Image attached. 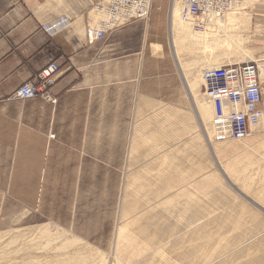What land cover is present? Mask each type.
Masks as SVG:
<instances>
[{"label":"rangeland","instance_id":"1","mask_svg":"<svg viewBox=\"0 0 264 264\" xmlns=\"http://www.w3.org/2000/svg\"><path fill=\"white\" fill-rule=\"evenodd\" d=\"M260 5L264 6V0H249V3L242 9L248 17L250 16L249 22L245 24L244 29L239 28V31L237 28V32H241L246 36L245 38H248L244 41L248 48L254 51V58H256L254 61L259 59V64H262L264 56L260 59L259 52L264 50V45L262 48L257 42L264 35V24L261 23L264 20L259 21V15L255 12ZM90 15L94 21H97V17ZM190 26L192 27L188 26V28L195 35L194 29L199 28L196 25ZM234 30L231 26V31ZM190 37V41H195L194 37ZM188 43L190 42L185 41V44ZM185 46L187 48L183 49L180 54L183 63L195 58L190 47ZM193 49L196 50V47ZM139 51L138 77H135L132 83L131 81L122 82L124 87L128 84L132 85L131 95L124 90V105H131L132 108L123 109L122 125H91L90 147L85 151L87 157L59 159L64 162L67 160L70 164L66 167L57 166L58 164L48 167L51 172L47 173L0 175V264H57L56 261L59 258L60 260H75L72 264H98L102 253L109 256L108 264H114L113 262L121 260V258L118 260L122 256L119 252L121 240L124 239L126 243L125 238L128 235L133 233L132 236L136 237L140 231V236L148 228L153 229L155 234H160L163 246L158 248L154 254L150 252L145 260L143 257H136L134 264H172L169 258L176 256L177 251L171 248V244L174 241L177 225L184 218L186 223L190 218H195L199 222L209 219L214 222V225L202 224L196 236L183 248V250L189 249L182 251V256L196 255L197 259H193L192 264H241L242 262L243 264H264V226H262V232L257 229L252 240L246 236L250 227L255 223L260 227L258 222L260 215L264 216V119L254 129L252 135L230 145L227 144L228 146L223 147L219 153L215 152L209 141L211 135L215 134L212 119H208L205 123L198 120L200 123L197 124V132L201 133L203 141L199 138L197 140L195 133H192L191 136L181 135L179 137L183 142L186 140V143L182 144L181 141L173 145L175 135L183 132L180 128L182 125L178 122L180 112V107L177 105L178 99L184 96L180 99L185 101L184 106L191 108L192 105L191 95L183 83L177 58H175L177 54L173 47L168 45L165 47L166 54L161 52L162 55H160V52L154 48L144 47L142 42ZM244 59L245 54L239 52L236 58L226 59L225 62L239 63L251 60ZM162 74H169L174 81L163 88L153 86L149 78ZM176 78L181 84L180 90L177 89ZM145 90L150 93L159 92L160 99L141 100V93L147 92ZM177 97L178 99H175ZM141 101L149 108L143 110L138 108ZM195 101L197 102L196 99ZM175 109H177L176 112ZM100 112L95 111L96 114ZM167 130H172L173 135ZM191 137L194 140L189 141ZM162 138L171 145L169 149L166 148V151H176V155L181 157L185 155L182 160L180 159L182 161L180 172L178 168L176 170L173 168V163L172 168L168 170L170 175L163 177L159 183L161 185L156 189L158 200H154L153 204H146V207L130 208L125 202L129 161L135 155L147 151ZM193 141L205 143L204 157H201L198 152L195 153V157L191 156L190 146ZM153 158V156L149 157L150 160ZM166 160L167 156H162L157 165L152 166L151 172L158 174L164 165L166 167L170 164ZM60 170L66 171L59 172ZM245 174L259 178L254 195L249 192L244 194L240 187L231 182L233 178L243 177ZM165 181H168L167 184L164 183ZM223 184L232 185L236 196L247 201L244 202V209L237 217L233 214L234 206L226 204L225 198H218L214 194L215 190ZM169 187L170 191L167 192ZM256 195L260 197L257 199L259 204L254 201ZM167 204L170 206L169 209H167ZM179 210L181 213L177 215ZM45 227L48 230H45ZM67 239L72 241L67 242L62 249L61 246ZM239 239L245 240L239 241ZM152 242L153 237L151 236L148 244ZM200 245L204 246L205 251L199 250ZM209 245L213 246L211 250ZM233 246L235 249L231 250ZM244 251L248 254L245 255ZM156 254L157 257L154 256ZM238 255L243 256L238 257ZM226 260L229 262L227 263ZM190 263H186V258H184V261L179 264Z\"/></svg>","mask_w":264,"mask_h":264},{"label":"crops","instance_id":"2","mask_svg":"<svg viewBox=\"0 0 264 264\" xmlns=\"http://www.w3.org/2000/svg\"><path fill=\"white\" fill-rule=\"evenodd\" d=\"M99 1L0 0V175L47 173L70 164L59 159L87 157L91 125H122L123 109L132 108L124 105L132 85L122 82L138 77L150 21H133L91 44L86 29ZM154 10L153 3L152 16ZM255 12L264 20V6ZM257 44L263 48L264 35ZM52 61L61 66L50 89L56 104L13 98Z\"/></svg>","mask_w":264,"mask_h":264},{"label":"bare ground","instance_id":"3","mask_svg":"<svg viewBox=\"0 0 264 264\" xmlns=\"http://www.w3.org/2000/svg\"><path fill=\"white\" fill-rule=\"evenodd\" d=\"M169 1H170V4L168 6V0H153V3L155 4V10H154V15L153 16L151 15V17L148 20V21H150V23H151V20H153V21L151 24L149 23L145 47L147 49L148 48L149 49L154 48L156 51L160 52V55L166 54L167 51H165V47H168V45L171 48L173 47L174 51L177 54V57H175V58H177V63H178V66H179V69L181 72L183 83L186 85L185 87H187L188 93H190L191 98H192L191 99V103H192L191 108L188 106L187 107L184 106L185 101H182L183 99L180 100L181 98H184V96H181L179 99H178V97L175 98V99H178L177 105L180 107V112L178 114V122L182 125L180 128L183 129V132L180 135H178V134L175 135L176 137L172 142V144L174 145L175 143L182 141L179 139V137L181 135L191 136L192 133H195V138L197 140L199 138V139H201V141H203L201 138V133L199 131L197 132V124L200 123L199 121H201V122L203 121L205 123L208 119H213L214 109H213L211 102L207 99V97L205 95V88H204L205 83H204V78H203L204 70L208 69V68L219 67V66L225 64L226 59L231 60L232 58H236V56H238L239 52L240 53L243 52L245 54L244 60L251 59L249 61H254V60H256V58H254V51L252 49L248 48V46L246 45V41H244V39L247 40L248 38H245L246 36L243 35L241 32H239L241 29H244L245 24L249 22L250 16L248 17L246 15V12H243V10H242V9H244V6H246L249 3V0H241L239 3L236 4V6L231 11H229L226 15H224V17H221L218 19H212L209 21L203 20L202 24H201V21L198 22V24L199 25L201 24V26L203 28L198 29V30L194 29L195 35L192 34V31L190 30V28H188V26L192 27L190 25H195L194 22L183 21L182 17H181V6L179 5V3L175 2L173 4L172 0H169ZM166 3H167L168 7H166ZM90 14H93L95 17H97V21L93 20L95 23L96 22L98 23V21H101L102 19H104V17L97 15L93 10H91ZM97 25L94 24V26H97ZM211 26H214V28H210ZM231 26L236 31L235 30L231 31ZM248 26L249 25H247V27ZM193 28H194V26H193ZM237 28H238V30L240 28V30L238 32H237ZM189 37L190 38L194 37L195 41H190ZM251 39H252V37H251ZM185 41L190 42V43L185 44ZM185 45H188V47H190V49H191L190 51H192L195 58H193L189 62L183 63L182 59L180 58V54L183 51V49L187 48ZM193 47H196V50L193 49ZM161 52H162V54H161ZM174 62L176 63V61H174ZM257 62L259 63V59ZM259 65H260V71H261V78H262V80H264V63L262 62V64H259ZM169 74L168 75L162 74V75H159L157 77H155V76L151 77V78H149V81L153 86L155 85V86H159L161 88L167 87L168 85H170V83H172L174 81L173 77L170 76ZM176 79L178 81L177 89L180 90L181 84L179 83L178 78H176ZM145 91H147V90H145ZM152 94H155L157 96H155V95L153 96ZM159 94H160L159 92H152V93H150L148 91L143 92V93H141V100H143V101L144 100H152V101L157 100V98H159ZM151 96H153V97H151ZM195 99L197 100V102L195 101ZM143 101H141L138 108H141L142 110L144 108L148 109L149 106L147 107V106L143 105ZM176 110L177 109H175V112H176ZM146 112H148V111H146ZM161 119H162V117H161ZM263 119H264V117H263ZM160 122H161V120H160ZM171 131H168V132H171ZM171 134H172V132H171ZM196 139H195V141H196ZM190 140L192 141L194 139H192V137H191L189 139V141ZM201 141L200 142H194V141L192 142V145L190 146L191 156L195 157L196 152H198L201 155V157L205 156L206 152L203 151V149H205V143H202ZM209 141L211 142V145L214 147L216 153H219L223 147L228 146L227 144L230 145L231 143L236 142V141H232V140H225V141L217 140L214 133L211 135V138ZM186 142H187L186 140L184 142L182 141V144H184ZM170 146L171 145L165 139L162 138L156 144L152 145L150 148L148 147L149 149L147 151H144L140 155H135V157L131 158V160L129 161L128 166L130 167V169H128L129 175L127 177V185H125L126 186L125 202L127 205L130 206V208L135 207V206L146 207V204H149V203L153 204V201L154 200L156 201V199L159 198V196L156 198V189H157V187L159 188V186L161 185V184L159 185V183L162 181V178L163 177L165 178L167 175H170L168 170H170V167L172 168L171 165L173 163H174L173 168H175V170L178 168V171L180 172V166L182 164L181 160L185 157V155H183L181 157V156L176 155V151L175 152L166 151V148L169 149ZM207 146H208V144H207ZM182 147H183V145H182ZM161 153H163V154L159 155ZM164 155L167 156L166 161H169L170 164L166 167L164 165L160 169V172H159L160 175L158 176L159 173L156 174V173L151 172L152 166L157 165V163L161 160V157ZM150 156L154 157L153 160L149 159ZM163 164H165V162ZM222 164H223V166H225L224 162ZM177 175H179V174H177ZM170 177H172V176H170ZM229 181H228V183H229ZM258 181H259V178H253L250 175H246V174L243 177H239V178L235 177L231 180L232 184H234L237 187H240L241 192H243L244 194L246 192L247 193L249 192L252 195H254L255 189L258 187V185H257ZM167 182L168 181H165L164 183L167 184ZM161 188H164V187H161ZM169 189H170V187L168 188V190L166 189L167 192L170 191ZM163 192H164V189H163ZM163 194H161V195H163ZM170 194H172V193H170ZM214 194L218 198L219 197L225 198L226 204L234 206V212L233 211L232 212L235 215V217H237L238 214L240 215L241 211L244 209V202L246 200L244 201L243 199H241V197L239 198L238 196H236L235 191L232 190V185L228 186L227 184H223L222 186H219L215 190ZM242 194H241V196H242ZM174 195H175V193H174ZM208 198H206V199L208 200ZM255 198H256V200H254V201L257 204H259L257 199H260V197L256 195ZM162 199H164V198H162ZM166 206H167V209L170 208L169 204H167ZM221 210H222V208H221ZM180 213H181V210L177 211V215H180ZM213 214H215V213H213ZM224 217H225V215H224ZM182 218H184V217H182ZM184 219H181L182 221H180L179 225H177L176 231L174 233V241L171 244V248L173 250L177 251L175 254L176 256H172L169 258L170 263H172V264L173 263L179 264L180 262L184 261V258H186V263L191 262L190 264H192L193 259L194 260L197 259L196 255L195 256H188L187 255L185 257L182 256V251H187V249H189V248H185L183 250V248L186 247L188 242H190L196 236L195 234H196L198 228L202 224L207 226L208 224L214 223L211 219L204 220L203 222H199L195 218H193V219L190 218L189 222L186 223V221ZM215 221H217V220L215 219ZM248 221H247V223H248ZM258 222H259L260 227H258V224L255 223L253 226L250 227V230H249L248 234L246 235L251 240H252V236H254L257 229H259L261 232L263 231L262 226H264V216L260 215ZM226 223H227V221H226ZM45 230H48V229H46V227H45ZM139 232H138V235H136V237L132 236L133 233L130 236L128 235V237L125 238L127 240L126 243H124V241H123L124 239L121 240L119 252L121 253L122 256L118 258V260L120 258H121V260H119L120 262H118V261L113 262L114 264H134L136 262V260H135L136 257H143V259L145 260L146 257L149 256L148 254H150V252L152 254H154V253H156L155 251L158 248L163 246V243L160 240V238H161L160 234L159 235L155 234L153 229L152 230L149 228L146 229L143 232V234L140 236H139ZM221 232H222V229H221ZM245 232H244V234H245ZM206 233H207V231H206ZM204 234H205V232H204ZM204 234L202 233V235H204ZM259 235H261V234H259ZM151 236L153 237V242H152V244H148V240ZM242 236H243V233H242ZM243 238H244V236H243ZM242 240H245V239H242ZM242 240L239 239V241H242ZM69 241H72V240L67 239L66 242L62 244L61 248L62 247L64 248V245H66V243ZM246 242H247V240H246ZM214 243H216V242H214ZM236 243H234V244H236ZM69 244H71V243H69ZM210 245H209V247H210ZM212 245H214V244H212ZM205 247H206V245H205ZM212 247H210V250ZM233 247H231V250L235 249V246H233ZM198 248L201 251L204 250V246L200 245ZM244 249H245V247H244ZM231 250H230V252H231ZM239 250L241 251V249H239ZM244 252L246 255L247 252L246 251H244ZM100 253H101V251H100ZM198 253H200V252H198ZM227 253H229V252L227 251ZM92 254H95V253H92ZM138 254H140V255H138ZM201 254H203V253H201ZM236 255H237V253H236ZM154 256L157 257L158 255L156 254ZM240 256H243V255H240ZM240 256L238 255V257H240ZM258 256H259V254H258ZM108 257L109 256L102 253L100 255V260L97 263L98 264H108V262H109ZM117 257H118V255H117ZM83 258H85V256H83ZM229 258H231V257H229ZM198 259H199V257H198ZM227 259H228V257H227ZM114 260H117V259H114ZM74 261H69L66 259L60 260V258H59L56 262H57V264H72V262H74ZM228 262L229 261H227V263ZM241 264H243V262Z\"/></svg>","mask_w":264,"mask_h":264},{"label":"built area","instance_id":"4","mask_svg":"<svg viewBox=\"0 0 264 264\" xmlns=\"http://www.w3.org/2000/svg\"><path fill=\"white\" fill-rule=\"evenodd\" d=\"M181 6L183 21L194 22L224 17L241 0H172ZM153 0H102L92 10L104 17L97 26L88 25L89 43L106 39L109 32L133 21H148ZM201 21L199 25L198 22ZM61 66L57 61L46 65L33 79L13 94L18 100L43 97L56 104L50 94ZM205 95L214 109L212 126L217 140L239 141L252 135L264 117V80L257 61L225 63L204 70Z\"/></svg>","mask_w":264,"mask_h":264}]
</instances>
